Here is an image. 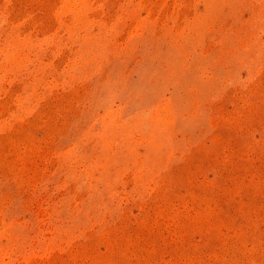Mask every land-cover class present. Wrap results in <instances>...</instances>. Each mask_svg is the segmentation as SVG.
I'll return each instance as SVG.
<instances>
[{"label":"rangeland","instance_id":"obj_1","mask_svg":"<svg viewBox=\"0 0 264 264\" xmlns=\"http://www.w3.org/2000/svg\"><path fill=\"white\" fill-rule=\"evenodd\" d=\"M0 264H264V0H0Z\"/></svg>","mask_w":264,"mask_h":264}]
</instances>
